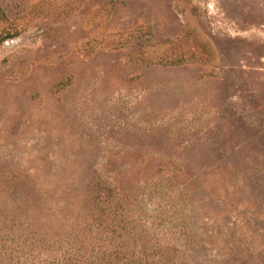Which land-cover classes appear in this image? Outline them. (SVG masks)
<instances>
[{"label":"rangeland","instance_id":"rangeland-1","mask_svg":"<svg viewBox=\"0 0 264 264\" xmlns=\"http://www.w3.org/2000/svg\"><path fill=\"white\" fill-rule=\"evenodd\" d=\"M0 264H264V0H0Z\"/></svg>","mask_w":264,"mask_h":264}]
</instances>
